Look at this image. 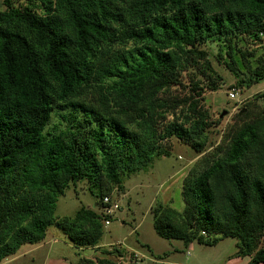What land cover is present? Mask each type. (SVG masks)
<instances>
[{
	"label": "trees",
	"instance_id": "trees-1",
	"mask_svg": "<svg viewBox=\"0 0 264 264\" xmlns=\"http://www.w3.org/2000/svg\"><path fill=\"white\" fill-rule=\"evenodd\" d=\"M39 1L0 8V263L45 240L51 225L78 248L95 246L106 217L83 205L57 220L59 197L88 180L101 208L123 175L169 155L164 141L202 151L212 126L204 87L195 82L185 108L163 94L202 58L214 70L201 44L224 48L236 77L238 62L254 65V56L233 54L236 36L264 46V0ZM260 58L252 82L264 79ZM203 162L183 182L182 212L153 208L155 231L209 246L233 237L247 264L264 263V116L245 121Z\"/></svg>",
	"mask_w": 264,
	"mask_h": 264
},
{
	"label": "rangeland",
	"instance_id": "rangeland-1",
	"mask_svg": "<svg viewBox=\"0 0 264 264\" xmlns=\"http://www.w3.org/2000/svg\"><path fill=\"white\" fill-rule=\"evenodd\" d=\"M15 6H31L39 0H12ZM3 1L0 0V8ZM245 34L235 39L234 55L239 50L247 56H254L251 65L246 60L237 63L238 77L225 65L230 58L220 50V46L210 42L199 47L207 51L211 63L203 58L198 66L187 67L182 75V84L168 88L163 94L170 102L185 108L195 95V82L204 87L202 104L209 111L212 126L207 130L208 143L202 151H196L189 144L175 138L164 141L163 148L169 155L156 156L143 170L123 175V187L113 184L111 194L120 203L110 224L104 223L103 236L95 246L78 248L64 236L56 225L48 228L45 240L35 244H24L13 255L0 264H89L88 261L111 259L122 264H242L247 256L237 254V240L227 237L218 244L209 246L197 241L185 244L181 239L161 237L153 226V208L159 203L183 211L185 203L182 186L185 179L204 166L203 160L218 145L226 144L230 134L245 121L264 116V79L250 80L253 71L264 60V46ZM131 42L122 48L132 47ZM119 47V48H120ZM258 59V60H257ZM242 79V85H237ZM214 82L218 89L211 90ZM235 98L231 96L236 93ZM171 117L168 119L170 120ZM52 119L47 131L54 130ZM93 187V188H92ZM95 192L92 191V189ZM97 188L92 182L82 180L71 183L63 196H60L55 210L57 220L73 216L81 207L96 209L101 198L96 196Z\"/></svg>",
	"mask_w": 264,
	"mask_h": 264
},
{
	"label": "built area",
	"instance_id": "built-area-1",
	"mask_svg": "<svg viewBox=\"0 0 264 264\" xmlns=\"http://www.w3.org/2000/svg\"><path fill=\"white\" fill-rule=\"evenodd\" d=\"M236 93H232L231 96L235 98ZM120 208V203L113 197L111 194L110 195H105L103 198V202L101 204L100 211L101 213L106 217L104 223L105 224H110L111 220L110 218H113L116 211Z\"/></svg>",
	"mask_w": 264,
	"mask_h": 264
},
{
	"label": "crops",
	"instance_id": "crops-1",
	"mask_svg": "<svg viewBox=\"0 0 264 264\" xmlns=\"http://www.w3.org/2000/svg\"><path fill=\"white\" fill-rule=\"evenodd\" d=\"M2 1H3V0H2ZM1 8H2V7H1ZM248 261H249V258H248V260H247V261H243V262H242V260H240V261H239V263H242V264H247V263H248ZM262 264H264V263H262Z\"/></svg>",
	"mask_w": 264,
	"mask_h": 264
}]
</instances>
